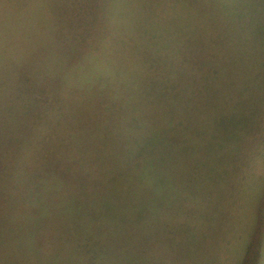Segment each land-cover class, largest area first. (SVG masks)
<instances>
[{"label": "rangeland", "instance_id": "1", "mask_svg": "<svg viewBox=\"0 0 264 264\" xmlns=\"http://www.w3.org/2000/svg\"><path fill=\"white\" fill-rule=\"evenodd\" d=\"M184 72L204 96L158 131L172 148L147 202L157 210L147 209L142 227L134 213L118 222L116 210L137 198L131 143L165 97L142 92L151 80L175 91ZM61 162L86 182L70 177V202L50 211L100 225L102 240L91 244L110 264H264V0H0V264L67 254L21 256L60 220L32 211ZM98 166L104 182L91 179ZM100 195L98 214L85 200ZM21 219L25 241L15 231L14 241L2 237ZM76 258L70 264H82Z\"/></svg>", "mask_w": 264, "mask_h": 264}, {"label": "trees", "instance_id": "2", "mask_svg": "<svg viewBox=\"0 0 264 264\" xmlns=\"http://www.w3.org/2000/svg\"><path fill=\"white\" fill-rule=\"evenodd\" d=\"M194 2V1H193ZM234 5H231L230 8V12L232 13L234 10ZM197 13H199V16L202 17L201 20H203L204 22H206L205 18L200 14V11H197ZM203 25V22H201ZM198 26V25H197ZM200 27V26H198ZM211 30H212V26H211ZM206 33V31H205ZM209 34V31L207 32ZM76 47V44L74 45V48ZM162 71V70H160ZM199 75V73H196L195 76ZM194 77V75H193ZM178 79H181V87L178 86L176 87V85L174 84V86L172 85L170 87V90L172 91V89H175V91H167V89H165L164 91H161L159 87L160 83L155 82L153 80H151L152 84H148V88H146L147 90H144V92H142L143 95L149 96L152 94L151 91H155L153 96H157L159 97V99L161 100V97H164V99L161 102V106L160 108L162 110H160L159 112H156L155 114V119L153 118L152 121H154L153 124H148V128L145 127V130H143L142 133H140L139 135H137L136 137H134V141L131 143V159H138L135 160V163L132 164V171L134 173L133 178L131 180V195L136 194L137 198L134 201L133 200V205L132 206H127V207H122V208H118L116 211H119V213H117V215L114 217L115 219H117L118 222H126V220L128 221L129 218H131L132 213H134L135 219L133 221V223H137L139 226H143L145 224V214L146 211H148L147 209L150 207V209H152V212H154V210H157L156 208V204H150V206H147V202H150V199L152 200V195L154 194V192L157 190L158 185L163 184L161 183L162 180L164 179H160V176H167V170L166 172L161 171L158 167L162 165V161L161 159L164 157V155L166 154L167 151L171 152V148H168V145L170 144L169 142L171 141H166L164 140V137L162 135L158 134L159 129H162L163 131H168L169 127L167 128V125H169L171 123V118L173 115H177L180 108L185 106L186 109V113H187V109H188V105L191 102L192 99V95L196 96L198 99H203L204 93H197V89L194 88V86L192 87V85L189 84L188 82V77L186 75V73H179L177 76ZM194 81V80H193ZM196 83V82H195ZM199 84V83H198ZM196 83V85H198ZM164 87V86H163ZM168 87V86H165ZM151 90V91H149ZM199 90V89H198ZM204 90V89H202ZM142 91V90H141ZM170 92V94H169ZM133 93V92H132ZM139 93V92H138ZM134 95V94H133ZM164 95V96H163ZM102 96V95H101ZM132 96V95H131ZM142 97V95H140ZM188 96V100H185V97ZM115 97V96H114ZM129 100L128 98L122 100ZM199 103V107H203L205 106L206 101L204 102L202 100V102L198 101ZM119 105H127L126 102H119ZM202 108V109H203ZM205 110V109H204ZM139 111H142V108L139 109ZM156 111H158L156 109ZM192 111V110H191ZM196 112L199 118V121H202L204 118V114H202V110H200L197 107V110H193ZM206 112V110H205ZM189 113V112H188ZM154 114V113H153ZM143 116H149L146 115V113H143ZM171 116V117H170ZM148 119H150L148 117ZM147 119V120H148ZM149 121V120H148ZM142 122V120H141ZM203 125L206 123L202 122ZM209 124V122H208ZM207 124V125H208ZM134 127L138 128V125L136 124ZM171 130V129H170ZM170 139H173L170 137ZM96 144V142L94 143ZM167 144V148L165 147H160L164 146ZM172 144V143H171ZM177 145V144H176ZM174 151H172L173 153ZM74 154V153H73ZM130 159V160H131ZM141 160L145 161L146 164L145 166L143 165V167H141L140 171L138 172L137 168L139 166H141ZM156 165V166H154ZM99 167V166H98ZM160 170V172H159ZM95 171V170H94ZM97 174L94 176V179L91 177L92 180L98 181V179H104V177H102V174H100V167L98 169H96ZM75 168L73 166V164H68V162H66L65 164L63 162L57 164V169H56V173L54 176V180L52 183L47 184V186L43 185V187L41 188L40 193L37 195V197L35 198L36 201L38 200V203H34L36 205L35 209H33V215L39 213H43L44 210L48 211V216H53L54 217V221L56 220V216H59L60 214H56V212L54 211H50V210H54V208L56 207L55 204H61L65 207L66 202L65 200L67 199V202H70V197H66V198H62L63 195H66V191H67V182H69V178L70 177H74L76 178L75 180L73 179V181H77V186H81L83 187L86 180L84 178L83 175H79L75 174ZM79 175V177H78ZM94 175L90 172V176ZM62 176V178H61ZM87 177V176H85ZM102 180H99L100 183L102 182ZM67 181V182H66ZM104 182V180H103ZM13 186H9L8 188H12ZM159 190V189H158ZM85 194V193H83ZM79 195V199L81 198V195ZM43 196V198H42ZM96 196V195H95ZM61 197V198H58ZM30 197L26 196L24 197V199L27 201ZM46 198V199H45ZM107 198L109 197H105V204L107 203ZM40 199V201H39ZM42 199V200H41ZM91 200L92 202V207L93 209H97V213L99 214L100 208L102 207V202H100L101 200V195L100 198L98 199H93V198H89L86 199L85 202H89ZM94 201V203H93ZM102 201V200H101ZM109 201V200H108ZM65 204V205H64ZM11 205V204H10ZM68 206V204H67ZM70 209L74 210L72 207V204L69 205ZM108 206L111 207L110 202L108 203ZM12 207V206H11ZM134 209V211H133ZM91 210V209H90ZM93 211V210H91ZM75 212V211H74ZM79 212H76V214L74 216H68L70 219L71 224H68L69 221L66 220L64 216H59L60 220H58L59 222L55 223L54 226L50 229H48L46 232L43 231L41 228V232L40 235L37 236L34 240V242L32 244L26 245L27 248H25V250L21 253H23L22 258L23 259H36L37 257L40 258L41 255V249H45V256H50V255H61L62 251L67 252V254L65 256H62L61 258V263L56 262V261H50L51 260V256L50 258L47 259V261L44 263H48L49 264H70L71 263V258L77 257L76 259L82 264H110L113 263V260L109 257V256H104V253H100V251L98 249H96L92 244V240L95 239L96 241H100L102 239H98V236L100 235V233H102L101 230V226L100 225H95L92 226L90 225L89 221H82L80 218L79 220H76V218L79 216L78 214ZM141 213V214H140ZM50 214V215H49ZM34 215V216H35ZM47 215H45L44 217H46ZM92 216H94L97 219H99V216H95L94 214H92ZM3 220H6V215L3 217ZM156 222V218L154 219ZM153 221V220H152ZM24 224V220H18L19 224L18 226H16L13 229V227L11 226H7L4 227V232L2 237L6 235L5 238H8V240H10V242L13 240V237L9 236L7 231H15L16 233V237L18 238H22V240H26V233L28 234V230L24 229V226L21 225V223ZM154 222V221H153ZM60 223V224H59ZM40 224H37V226ZM128 224V223H127ZM126 224V225H127ZM91 226V227H90ZM96 229V230H94ZM50 232V233H49ZM150 232H154V229ZM2 233V232H0ZM11 233V232H10ZM42 233V234H41ZM5 234V235H4ZM45 234H48L47 236ZM151 235V234H150ZM46 240L44 241L45 237ZM49 239V240H48ZM3 238H0V241H3ZM24 240V241H25ZM79 240L82 242L78 243ZM14 241V240H13ZM66 242L68 249H60L61 246H63V243ZM69 252V253H68ZM54 253V254H53ZM103 255V256H102ZM42 256V255H41ZM104 257V259H103ZM68 258V259H66ZM102 258V259H100ZM101 260V262L98 260ZM104 261V262H103Z\"/></svg>", "mask_w": 264, "mask_h": 264}]
</instances>
